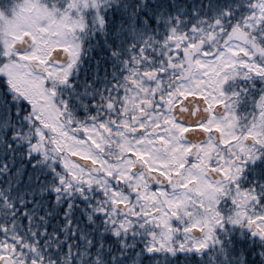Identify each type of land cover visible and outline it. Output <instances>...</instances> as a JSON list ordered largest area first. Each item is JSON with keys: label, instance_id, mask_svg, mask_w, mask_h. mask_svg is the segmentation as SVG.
Wrapping results in <instances>:
<instances>
[{"label": "snow or ice", "instance_id": "1", "mask_svg": "<svg viewBox=\"0 0 264 264\" xmlns=\"http://www.w3.org/2000/svg\"><path fill=\"white\" fill-rule=\"evenodd\" d=\"M0 264H264V0H0Z\"/></svg>", "mask_w": 264, "mask_h": 264}]
</instances>
